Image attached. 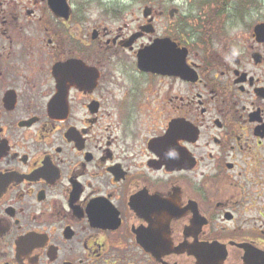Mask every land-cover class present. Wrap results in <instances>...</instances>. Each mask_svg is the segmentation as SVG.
Wrapping results in <instances>:
<instances>
[{
    "label": "flooded vegetation",
    "instance_id": "1",
    "mask_svg": "<svg viewBox=\"0 0 264 264\" xmlns=\"http://www.w3.org/2000/svg\"><path fill=\"white\" fill-rule=\"evenodd\" d=\"M97 1L0 0V264H264V12Z\"/></svg>",
    "mask_w": 264,
    "mask_h": 264
},
{
    "label": "rangeland",
    "instance_id": "2",
    "mask_svg": "<svg viewBox=\"0 0 264 264\" xmlns=\"http://www.w3.org/2000/svg\"><path fill=\"white\" fill-rule=\"evenodd\" d=\"M112 1L117 2V0H98L95 4H92L91 9L96 10L97 8H100L98 5L105 6L107 2H112ZM124 1L135 3L136 6H139V5L147 4L150 0H124ZM226 2H228L227 9L231 13H234L236 8H238L239 11L241 12H251V11L254 13L256 11L264 12V0H226ZM178 3L182 4L184 6L185 11L189 13L195 12L196 14H200V13L203 14V12H205L206 9H213V7L210 6H212L214 3H217V0H178ZM188 8H190V10ZM262 15H264V13H262ZM262 19L264 20V18ZM247 20L249 22L244 20L242 21L235 20L234 25H238L237 28L240 29L246 28L247 23L250 24L256 23L257 21L256 15L249 17Z\"/></svg>",
    "mask_w": 264,
    "mask_h": 264
},
{
    "label": "water",
    "instance_id": "3",
    "mask_svg": "<svg viewBox=\"0 0 264 264\" xmlns=\"http://www.w3.org/2000/svg\"><path fill=\"white\" fill-rule=\"evenodd\" d=\"M255 29L259 36L264 37V24L257 25ZM169 49H170L169 44L162 43L141 52L142 57H141L140 66L150 70L162 67V65H159L158 63L162 61L163 58L166 60L167 59L166 56L156 57L155 55L152 54H158L159 52L160 53L163 52V54H165ZM176 66L179 67L178 65Z\"/></svg>",
    "mask_w": 264,
    "mask_h": 264
},
{
    "label": "trees",
    "instance_id": "4",
    "mask_svg": "<svg viewBox=\"0 0 264 264\" xmlns=\"http://www.w3.org/2000/svg\"><path fill=\"white\" fill-rule=\"evenodd\" d=\"M221 2H223V0H217V3H221Z\"/></svg>",
    "mask_w": 264,
    "mask_h": 264
}]
</instances>
